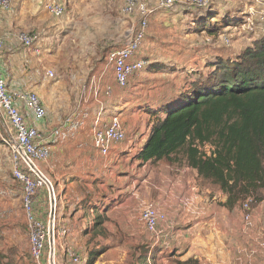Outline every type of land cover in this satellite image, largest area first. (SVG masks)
Returning <instances> with one entry per match:
<instances>
[{"label": "rangeland", "instance_id": "rangeland-1", "mask_svg": "<svg viewBox=\"0 0 264 264\" xmlns=\"http://www.w3.org/2000/svg\"><path fill=\"white\" fill-rule=\"evenodd\" d=\"M257 1L208 0L210 7L205 11L185 5L157 11L149 19L141 51L151 61V66L132 77L128 87L120 90L115 86L105 57L109 49L123 43L139 22L137 13L123 14L124 0H62L64 13L60 18L44 10L45 0H9L10 13L6 19L15 21L16 32L20 25L24 34L37 37L30 52L23 45L24 50L19 47L24 58V63L20 61L21 71L29 76L12 85L36 94L46 112V119L39 123L41 129L38 127L44 133L70 119L61 137L48 146V159L37 165L54 190L55 264H73L66 256L68 250L79 257V264L89 260L91 264H146L148 257L144 250L152 251L157 258L155 263L149 259L147 264H186L181 262L182 257L174 256L176 254L166 259L159 248L161 241H158L167 239L166 230H172L171 225L160 227L169 223L163 213L165 222L158 225L155 234L147 233L140 222L143 207L161 209L169 200L165 191L158 188L166 182L160 176L150 181L146 178V169L135 172L134 167L139 166L140 161L130 156L137 151L140 135L150 119L146 111L159 110L163 105L159 99L166 91L175 96L174 92L179 93L187 83L208 75L219 60L237 61L238 55L259 38L258 33L253 35L245 30L249 17L259 20ZM240 21L245 24L239 29L231 31L228 30L231 27H224V22L237 24ZM261 29L264 30V25ZM221 37L231 42L229 47L223 45ZM36 49L39 52L31 54ZM95 76L102 77L97 97L93 95L91 84ZM107 86L112 89L110 97L104 92ZM21 112L34 124L30 114ZM115 115L126 140L113 146L108 156H101L93 148L92 132ZM11 128L5 114H1V263L35 264L29 255L23 187L13 175L10 148L2 142L13 136ZM205 151L208 153V146ZM177 159L180 160L177 166H182L183 153H179ZM70 167L72 170H68ZM77 178H81V182ZM197 186L202 194H173L181 208L177 239H189L179 245V252L191 241L211 239L213 219L218 230L221 226V233L227 236L238 233V225L243 226L245 202L228 210L221 206L224 195L217 187L205 181ZM198 197H204L203 206L196 204ZM188 201L195 202L196 208L188 209ZM93 206L96 212L91 209ZM33 208V215L41 216L42 222H46L49 198L44 192L35 198ZM249 208L252 224L256 222L258 228L252 229L251 224L246 232L252 229L250 235L264 237V192L263 200L258 204L250 202ZM258 208L261 212L255 214ZM99 217L104 221L95 225ZM58 230H64L65 234H57ZM187 230L189 235L184 236ZM49 241L45 243V259L52 248V239ZM200 250L197 246L196 251Z\"/></svg>", "mask_w": 264, "mask_h": 264}, {"label": "trees", "instance_id": "trees-1", "mask_svg": "<svg viewBox=\"0 0 264 264\" xmlns=\"http://www.w3.org/2000/svg\"><path fill=\"white\" fill-rule=\"evenodd\" d=\"M224 23L227 28L242 21ZM174 94L166 91L159 99L162 107L146 111L149 135L136 154L140 161L136 168L160 161L174 164L183 153L186 166L226 196L222 206L228 210L247 201L260 203L264 192V37L246 47L237 61L219 60L208 75ZM91 209L96 212L95 206ZM103 221L99 217L95 225ZM163 246L159 248L167 251ZM144 252L147 263L149 259L155 263L152 251Z\"/></svg>", "mask_w": 264, "mask_h": 264}, {"label": "built area", "instance_id": "built-area-1", "mask_svg": "<svg viewBox=\"0 0 264 264\" xmlns=\"http://www.w3.org/2000/svg\"><path fill=\"white\" fill-rule=\"evenodd\" d=\"M257 2L260 9L259 20H252L253 17H249L247 19L249 24L245 30L253 35L258 33L260 37H264V30L261 29V26L264 25V0ZM178 5L194 7L200 11H205L210 7L208 0H124L123 14L132 15L137 13L139 22L120 46L111 48L106 53L105 62L107 66L111 67L114 83L118 89H126L132 77L151 66V61L141 52L150 17L157 11L172 9ZM9 9V0H0V11H9ZM44 10L52 17L60 18L64 13V5L62 0H45ZM243 24L245 23L242 21L241 24L231 27L230 30L239 29ZM221 38L223 45L229 47L231 42L225 37ZM17 39L26 50L36 45L37 41L35 35H26L23 32L17 35ZM2 47L3 39L0 37V50ZM1 72L0 66V115L5 114L13 132V136L10 135L8 139H2V142L10 148L13 175L23 187V207L27 215L26 229L30 245L29 255L35 264H55V253L53 255L49 253L47 260L43 261L45 243L49 239H54L55 201L54 207L51 205V199H54V190L49 179L42 174L37 165L48 159L50 154L48 146L61 137L70 119H65L59 127L44 133L36 126L37 123L43 122L46 116L45 109L36 94L22 90L11 93ZM50 76H53V74L50 73ZM101 78V76H95L91 81L94 97L98 95ZM104 92L108 97L112 95V89L109 86L105 88ZM21 111L29 113L34 124L27 121ZM125 140L126 135L116 115L112 116L109 122L97 125L92 132L93 148L101 156H108L113 146L121 144ZM31 176L35 179H32ZM42 189L46 190L49 198V211L46 222H42L38 218L39 215L37 217L33 215V211H35L33 208L34 200ZM249 205L250 201H247L242 206L241 219L245 230L250 228L252 224ZM140 222L147 233L155 234L158 225L165 222V217L158 209L145 206L142 208ZM57 234L63 235L65 231L58 230ZM66 253L73 264L80 263L79 257L73 251L68 250Z\"/></svg>", "mask_w": 264, "mask_h": 264}, {"label": "crops", "instance_id": "crops-1", "mask_svg": "<svg viewBox=\"0 0 264 264\" xmlns=\"http://www.w3.org/2000/svg\"><path fill=\"white\" fill-rule=\"evenodd\" d=\"M9 13L10 11H0V37L3 39V47L0 50V66L2 71L1 75L7 82L9 91L15 92L20 91L22 88L16 87L12 85V83L25 81L27 80L29 75H27L26 72L24 73L21 71L20 61L24 63V58L20 53V48L22 46L17 39L18 32L24 31H22V28L20 27V25H18L17 28L19 29V31L16 32L15 21L11 22L5 17ZM22 50H24L23 47ZM27 51L30 52L29 50ZM35 51L39 52L38 50H34L33 52H31V54H34ZM36 126L40 128L39 123H37ZM148 135L149 127L147 124L145 131L140 135L138 149L132 156H130V158H137L136 154L140 150L141 146L145 143ZM52 143H50V145ZM67 164H72V161L67 162ZM177 165V163L167 164L160 161L154 164L147 163L145 165H142V167H139L140 169H137L136 166L134 167V170L137 173L143 169H146V178L150 181H153L157 179L158 176H160L161 179L166 182L163 187L160 186L158 188L165 191V194L169 201L164 207L162 206L163 209L157 208L161 213L165 215L166 220L169 222L166 223V225L162 224L160 227H166L167 225L169 227L171 225L172 228L171 231L166 230L167 233L165 235V238L167 239H160L158 241L159 243L161 241V244H165V248L168 249L164 252V257L166 258L170 254H176L174 256L182 257L181 262H184L186 264H264V237L261 235L259 237H254V235L249 234L253 228H258L256 227V222L252 224V229L248 232L243 229V226L238 225V233H232L227 236L224 233H221V226H219L218 230V228L216 227V222L213 219L211 228L214 233L211 239H196L194 241H191L189 246H184V249L182 251H177L179 245L183 244L184 241H187L189 239H177V233L180 231L176 229L178 228L179 224L178 221L180 219L181 208L178 199H176L174 195L180 196L182 194L183 196L186 195V192H199L197 183L202 181L198 177L196 171L187 167L185 162L182 166ZM68 170H72L71 167ZM127 176L129 175L127 174ZM70 178H72V176ZM164 181L161 180L160 183L163 184ZM126 188L128 187L126 186ZM40 192L43 194V192L45 193V190L42 189V191ZM199 193L202 194V192ZM196 200L197 205L203 206L205 203L204 197H198ZM225 201L226 196H224L223 202L221 203L223 204L225 203ZM194 204L195 202L192 204V202L188 201L186 203V206L188 209H190L191 207L196 208ZM193 212L194 211H192V213ZM260 212L261 210L258 208L255 211V214H260ZM38 218L42 220L41 216H39ZM225 226H227V224H224V227ZM191 228L192 226H190L189 230ZM173 230L174 233L176 231V234L173 233ZM189 230L184 231L183 235L188 236ZM162 241L165 242L162 243ZM197 246H200L201 250L199 252L196 251ZM203 246L205 247V249L203 248Z\"/></svg>", "mask_w": 264, "mask_h": 264}, {"label": "water", "instance_id": "water-1", "mask_svg": "<svg viewBox=\"0 0 264 264\" xmlns=\"http://www.w3.org/2000/svg\"><path fill=\"white\" fill-rule=\"evenodd\" d=\"M51 205L54 207V199H51ZM53 212H54V209L52 210V214ZM49 243L51 242L49 241ZM53 253H54V248H53V240H52V248H51L50 254L53 255Z\"/></svg>", "mask_w": 264, "mask_h": 264}, {"label": "clouds", "instance_id": "clouds-1", "mask_svg": "<svg viewBox=\"0 0 264 264\" xmlns=\"http://www.w3.org/2000/svg\"><path fill=\"white\" fill-rule=\"evenodd\" d=\"M258 37H260V36H258Z\"/></svg>", "mask_w": 264, "mask_h": 264}]
</instances>
